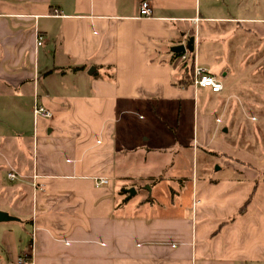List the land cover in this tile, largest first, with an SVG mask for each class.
<instances>
[{
  "label": "crops",
  "instance_id": "0c3cea01",
  "mask_svg": "<svg viewBox=\"0 0 264 264\" xmlns=\"http://www.w3.org/2000/svg\"><path fill=\"white\" fill-rule=\"evenodd\" d=\"M141 1L0 0V210L18 216L0 223V264H264V111L255 129L243 110H264V0L216 17L148 0V18ZM195 55L221 91L192 86ZM35 102L52 116L35 119ZM199 150L222 174L192 176L185 204L157 210L150 181ZM138 171L147 196L130 204Z\"/></svg>",
  "mask_w": 264,
  "mask_h": 264
},
{
  "label": "rangeland",
  "instance_id": "374dc122",
  "mask_svg": "<svg viewBox=\"0 0 264 264\" xmlns=\"http://www.w3.org/2000/svg\"><path fill=\"white\" fill-rule=\"evenodd\" d=\"M198 4H199V8L201 10V13L203 14H210L213 16H218V15H225L227 14L226 11V7L224 5L225 2L228 3L229 0H197ZM261 1V0H260ZM221 11L223 13H221ZM221 23L219 22H213V23H203V27H202V32L203 34H208L210 32H215L214 29L216 28H220L221 27ZM232 48H234V50L239 49L238 48V44H236V42H233V44H230ZM237 46V47H236ZM235 69L237 71V81L240 83L247 81H250L251 79H246L241 77L242 75V71H244V67L241 66V64L239 63V60L235 62ZM246 67V66H245ZM215 70H217V67H214ZM240 76V77H239ZM238 83V84H239ZM246 83V82H245ZM245 85V84H244ZM240 86V84H239ZM239 88V87H238ZM243 94H238L236 95V97H231L230 99V103H236V102H241ZM247 101V100H246ZM244 101V102H246ZM251 103H248L247 107H245L243 110L245 111V115L246 117H248V115H252L254 116V119L249 120L247 118V122L246 125H249L251 123V125H254L252 128H259L258 125V117L260 118V116L258 115V113H261V111L257 108H255L254 106L256 105H250ZM242 110V109H240ZM145 115V114H144ZM145 118H143L141 121L145 122L147 120V116H144ZM190 124V128L192 126V111L189 115V121ZM228 128L230 129V133H235V127L236 126H232V125H227ZM187 126H184V129ZM260 129H258L259 132ZM258 132H254L255 137L254 138V142L255 144L259 142V140H261V134H259ZM255 149H257V145L254 146ZM164 160V158H162ZM179 159V158H178ZM180 160V159H179ZM188 163V164H187ZM185 168L183 172H180V174L177 176L174 173H170V172H166V173H161L159 172L156 175L157 180L155 181H150L151 185H154L155 182H159L161 183V187H160V191L158 193V191L156 192V190L154 191L153 196H155V207L157 208V210L161 211L162 209L166 208L169 209L171 208V206L174 204V207L181 205V204H185L186 202V198H187V193H188V186H191V178L192 176L195 178H202L203 176L205 177H212L215 178L217 176H220L222 173V170H219L218 168L221 166L218 156H215L211 153H206L203 152L201 150H199V152L197 154H195L194 156H190L188 159H186V163H185ZM143 176H146V173L143 171H138V172H133L131 174V177L133 180H131V183L129 184L130 188H133V186H135L137 188V193L135 195L132 196H127L130 204H134L136 202H140L143 199L146 198L147 193L146 190H144L142 187V178ZM165 183L170 184V186L168 187L167 185H165ZM181 184V185H180ZM127 186V184L125 185H121L119 188L125 189L124 187ZM147 188H149V185H146ZM136 190V189H135ZM176 192V193H175ZM194 202H196V199L194 198ZM196 203H194L195 205ZM177 208V207H176ZM193 210L195 211V208L193 207ZM18 218V216H15ZM23 220H25L24 216H23ZM2 223V222H1ZM7 224H12L13 226H18V221H9V222H5ZM27 224L29 223V221H25L23 222V224Z\"/></svg>",
  "mask_w": 264,
  "mask_h": 264
},
{
  "label": "built area",
  "instance_id": "2783aa9c",
  "mask_svg": "<svg viewBox=\"0 0 264 264\" xmlns=\"http://www.w3.org/2000/svg\"><path fill=\"white\" fill-rule=\"evenodd\" d=\"M139 16L145 18L152 16V6L148 0L141 1L139 5ZM42 41L43 37L37 34L36 46H40L42 44ZM190 79L191 84L195 89L207 88L212 92H219L222 90V84L220 83V81L212 73H210L207 68L197 62L196 55L194 56V62L191 67ZM32 112L35 119L40 116L45 118H50L52 116L50 110L36 102L33 105ZM216 121H218V119H216ZM7 177L10 180H13L16 178V175L14 173H8ZM33 178L35 179L36 175H33ZM108 183L109 180L105 177L96 178V184L98 185H107ZM33 186L36 187V184L33 183ZM17 264H31V261L24 258H19L17 260Z\"/></svg>",
  "mask_w": 264,
  "mask_h": 264
},
{
  "label": "water",
  "instance_id": "95a60500",
  "mask_svg": "<svg viewBox=\"0 0 264 264\" xmlns=\"http://www.w3.org/2000/svg\"><path fill=\"white\" fill-rule=\"evenodd\" d=\"M190 43H193V38H190ZM192 48H193V46H192ZM171 51L184 53L185 52V46L183 44H180V45H177V46H173L171 48ZM93 71H95V68L91 67L88 70V74H92ZM128 192H129V196H132V195L135 194V190L133 188L128 189ZM16 220H18L17 217L10 215L9 213H7V212H5L3 210H0V223L1 222L16 221Z\"/></svg>",
  "mask_w": 264,
  "mask_h": 264
},
{
  "label": "trees",
  "instance_id": "16d2710c",
  "mask_svg": "<svg viewBox=\"0 0 264 264\" xmlns=\"http://www.w3.org/2000/svg\"><path fill=\"white\" fill-rule=\"evenodd\" d=\"M179 54H174L173 55V58H176L177 56H178ZM185 66L187 65V64H184ZM189 66V65H188ZM189 68V67H188ZM189 80H186L185 82H188ZM190 82H191V80H190Z\"/></svg>",
  "mask_w": 264,
  "mask_h": 264
}]
</instances>
